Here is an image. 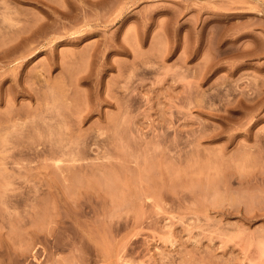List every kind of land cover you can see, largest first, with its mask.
<instances>
[{
  "label": "rangeland",
  "instance_id": "obj_1",
  "mask_svg": "<svg viewBox=\"0 0 264 264\" xmlns=\"http://www.w3.org/2000/svg\"><path fill=\"white\" fill-rule=\"evenodd\" d=\"M0 264H264V0H0Z\"/></svg>",
  "mask_w": 264,
  "mask_h": 264
}]
</instances>
